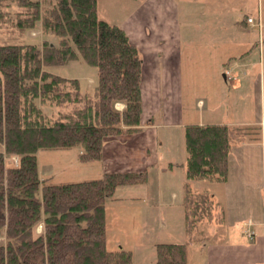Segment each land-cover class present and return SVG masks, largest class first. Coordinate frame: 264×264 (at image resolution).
I'll return each mask as SVG.
<instances>
[{
    "label": "trees",
    "instance_id": "16d2710c",
    "mask_svg": "<svg viewBox=\"0 0 264 264\" xmlns=\"http://www.w3.org/2000/svg\"><path fill=\"white\" fill-rule=\"evenodd\" d=\"M4 22L14 39L0 42V264H129V250L106 248L104 200L119 184L145 181V171L48 182L38 175L36 151L79 146L80 161L94 160L105 136L137 128V47L118 24L97 16L96 0H0ZM36 22L57 37L55 44L19 38ZM78 58L97 68L91 92H81L77 78L44 68ZM36 100L72 105L48 117ZM182 136L183 208L191 229L209 215L212 201L188 181L223 180L230 147L240 139L264 141V124L185 123ZM6 154L17 163L5 164ZM155 253V264H186L184 242H156Z\"/></svg>",
    "mask_w": 264,
    "mask_h": 264
},
{
    "label": "crops",
    "instance_id": "0c3cea01",
    "mask_svg": "<svg viewBox=\"0 0 264 264\" xmlns=\"http://www.w3.org/2000/svg\"><path fill=\"white\" fill-rule=\"evenodd\" d=\"M180 1L111 2L107 0L108 7L115 9L114 12L118 13V16L113 20H108L106 17L104 19L115 22L125 31L141 57L140 122L134 130H122L105 136L100 157L86 162H99L97 177L104 171H145L144 182L117 185L116 191L126 185L145 184L151 169H154L157 180L153 194L154 201H149L143 206L141 198L149 199V193L145 192L142 195L112 193L105 198V245L106 248L109 247L107 244L109 232L106 226L107 206L112 210L111 221L116 222L114 224L119 228L124 224L120 212L122 209L130 211V214L138 211L142 215L152 212L153 208L150 206H154V212L162 216L166 208H179L184 222L185 240H153L152 246L160 241L184 242L186 264H264V141L262 137L240 139L230 147L227 156V174L223 180L190 179L188 181L193 192H206L212 202L209 215L199 219L193 228H186L183 208L185 151L182 149L184 123L181 121L182 60L185 58L190 66L194 65L200 53L199 48L194 44L193 31H182ZM194 2L197 1L193 0L192 4ZM198 2L203 6L205 0ZM98 11L96 0V12ZM206 54L210 55V52ZM205 71L208 72L207 68L202 67L201 73ZM222 76L224 79L230 76V71L225 69V66L222 69ZM197 104L201 105L200 100ZM122 105L120 102L115 103L117 108H121ZM205 113L198 112L197 120L190 123L245 125L244 121L218 120L217 115ZM256 124L260 126L264 124V115L259 117ZM77 147L79 154L80 147ZM253 164L254 169H252ZM38 175L44 181L51 179V174L45 173L46 176L41 177L39 170ZM200 180H206L208 186H199ZM114 239L115 247L108 249L122 248L129 250L131 255V248L122 247L120 241Z\"/></svg>",
    "mask_w": 264,
    "mask_h": 264
},
{
    "label": "rangeland",
    "instance_id": "374dc122",
    "mask_svg": "<svg viewBox=\"0 0 264 264\" xmlns=\"http://www.w3.org/2000/svg\"><path fill=\"white\" fill-rule=\"evenodd\" d=\"M97 1L98 17L113 20L118 16L115 9L108 7L107 0ZM114 1L119 0H111ZM192 1H180V24L182 31H193L194 44L199 48L200 55L191 66L185 58L182 60L181 121L185 124L197 120L198 112L203 111L217 115L218 120L256 124L259 117L264 115V0H205L203 6L198 0L194 4ZM247 15L253 17L254 25L245 20ZM10 29L7 22L0 24V42L14 39L10 36L13 34ZM14 32L17 33L15 30ZM19 38L30 43H40L42 39L54 44L57 41L54 34L41 31L39 22L33 28L24 30ZM208 51L210 55L206 54ZM223 66L230 71V76L226 79L222 76ZM202 67H206L208 72L201 73ZM44 68L54 74L77 78L81 92H91L97 81L96 66L87 64L81 58ZM198 100L200 106L197 104ZM36 102L48 117H53L58 110H66L72 105L67 103L59 106L39 100ZM182 149L185 151L184 146ZM77 154V146L38 149L36 165L40 176L51 174L48 182L97 177L99 162L80 161ZM9 155L13 154L4 156L5 164H12L8 160ZM156 180V173L151 169L145 184L126 185L117 191L115 188L113 194L149 193V199L141 198L143 206L154 201ZM198 185L208 186L206 180H200ZM150 207L153 208L152 212L142 215L138 211L130 214L128 210H120L124 223L120 226L121 229L114 224L116 222L111 221L112 210L109 206L106 207L108 248L115 247L114 238L120 241L122 247L131 248L129 264H155L153 240H185L184 222L179 208H166L162 216H159L154 212V206ZM39 228L40 224H37L35 231Z\"/></svg>",
    "mask_w": 264,
    "mask_h": 264
},
{
    "label": "built area",
    "instance_id": "2783aa9c",
    "mask_svg": "<svg viewBox=\"0 0 264 264\" xmlns=\"http://www.w3.org/2000/svg\"><path fill=\"white\" fill-rule=\"evenodd\" d=\"M245 20H246L248 23H250V25H254L253 17H251L250 15H247L246 18H245ZM258 20H259V19H258ZM4 156H5V155H4ZM8 158H9L8 160H9L10 162H12L13 165H15V164L17 163V156H16L15 154H13V155H9Z\"/></svg>",
    "mask_w": 264,
    "mask_h": 264
}]
</instances>
